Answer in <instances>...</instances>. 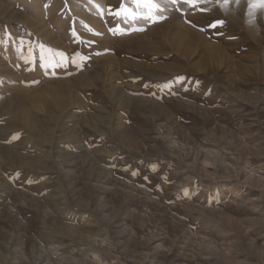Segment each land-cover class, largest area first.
Listing matches in <instances>:
<instances>
[{"label": "rangeland", "instance_id": "374dc122", "mask_svg": "<svg viewBox=\"0 0 264 264\" xmlns=\"http://www.w3.org/2000/svg\"><path fill=\"white\" fill-rule=\"evenodd\" d=\"M202 7L0 0V264H264V7Z\"/></svg>", "mask_w": 264, "mask_h": 264}, {"label": "snow or ice", "instance_id": "6c2138e0", "mask_svg": "<svg viewBox=\"0 0 264 264\" xmlns=\"http://www.w3.org/2000/svg\"><path fill=\"white\" fill-rule=\"evenodd\" d=\"M125 2L127 3L128 0H125ZM130 2L137 6L145 5L149 9H151L152 12L151 15H137L131 17V19L133 20L143 19V20L151 21L152 23H156L159 22L161 19H166L167 17L157 16L155 19H153V16H155L156 13L165 12L169 5L175 6V10L181 16H189V15H195L197 11L204 12L205 9L202 7V5L208 3L209 0H130ZM215 2L216 5L219 7L220 5L230 4L231 0H215ZM237 3H239V0H237ZM256 3H259L262 7H264V0H248L249 8L251 9L252 7H254ZM185 7L188 9L187 12L185 11ZM125 19L128 18L126 17ZM185 22L189 24L192 23L191 20H187V19ZM224 25H225V21L223 19H217L210 21L205 27H200L199 30L205 31L208 29H221L223 28Z\"/></svg>", "mask_w": 264, "mask_h": 264}]
</instances>
